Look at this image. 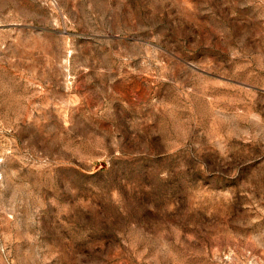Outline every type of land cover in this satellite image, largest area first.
Segmentation results:
<instances>
[{
  "label": "rangeland",
  "instance_id": "1",
  "mask_svg": "<svg viewBox=\"0 0 264 264\" xmlns=\"http://www.w3.org/2000/svg\"><path fill=\"white\" fill-rule=\"evenodd\" d=\"M0 264H264V0H0Z\"/></svg>",
  "mask_w": 264,
  "mask_h": 264
}]
</instances>
